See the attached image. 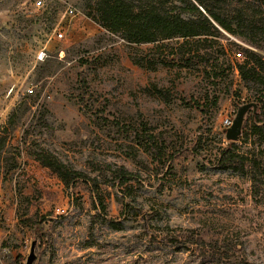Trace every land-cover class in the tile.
<instances>
[{
    "label": "rangeland",
    "instance_id": "obj_1",
    "mask_svg": "<svg viewBox=\"0 0 264 264\" xmlns=\"http://www.w3.org/2000/svg\"><path fill=\"white\" fill-rule=\"evenodd\" d=\"M33 1L0 0V132L24 112L0 159V264H25L32 242V264H264V178L253 186L217 162L229 142L225 114L259 108L254 97L264 96L236 66L251 52V65L264 68V47L223 33L206 73L172 55L176 41L109 35L82 0H42L40 12ZM69 7L78 16L65 15ZM235 144L251 157L264 149ZM39 152L72 178L62 182ZM120 169L132 176L127 185ZM218 242L237 249L220 256Z\"/></svg>",
    "mask_w": 264,
    "mask_h": 264
},
{
    "label": "trees",
    "instance_id": "obj_2",
    "mask_svg": "<svg viewBox=\"0 0 264 264\" xmlns=\"http://www.w3.org/2000/svg\"><path fill=\"white\" fill-rule=\"evenodd\" d=\"M264 0H82L83 14L105 30L109 35L115 36L129 45L160 44L176 41L172 55L183 60L185 64L195 60V63L205 68L206 73L210 69L207 52L214 44L219 43L223 33L236 36L256 48H263L264 41V12L262 6ZM251 11L249 17L247 12ZM260 16V20L254 18ZM248 59L237 64L239 78L250 88L264 85V68L261 64L256 67L251 65V52ZM257 62L256 60H254ZM138 67L146 68L143 62L132 60ZM259 105L256 112L250 118V124H243L241 138L244 144L258 142V146L264 145V96L257 94L254 97ZM215 105V104H213ZM24 112L18 116L21 119ZM10 118L0 132V159L5 154L8 145V136L15 130L18 122ZM254 141V142H253ZM152 145L151 155L159 161L161 154L157 152V146L153 136L148 137ZM235 142H228L227 146L220 150L218 164L225 170L248 174L252 185H257L260 178H264V149L258 151L256 156L235 151ZM35 159L44 167L54 172L64 183L72 178V172L55 158L46 152H39ZM80 174L74 173L73 177ZM117 177L121 186L132 181L131 174L123 169L118 171ZM99 205L103 210L102 201ZM137 214L125 205V210ZM112 227H115V224ZM116 229V228H115ZM200 244H204L202 241ZM219 255L227 256V253L235 252L236 245L231 243H214L211 245Z\"/></svg>",
    "mask_w": 264,
    "mask_h": 264
},
{
    "label": "water",
    "instance_id": "obj_3",
    "mask_svg": "<svg viewBox=\"0 0 264 264\" xmlns=\"http://www.w3.org/2000/svg\"><path fill=\"white\" fill-rule=\"evenodd\" d=\"M250 110L254 114L257 110V105L255 103H246L237 108L235 116L233 117V120H232V124L228 128L224 129L225 139L227 141L236 142L239 140L241 136L242 128H243L245 115ZM34 245H35V242H32L31 247H30V252L26 259L25 264H32L35 259Z\"/></svg>",
    "mask_w": 264,
    "mask_h": 264
},
{
    "label": "built area",
    "instance_id": "obj_4",
    "mask_svg": "<svg viewBox=\"0 0 264 264\" xmlns=\"http://www.w3.org/2000/svg\"><path fill=\"white\" fill-rule=\"evenodd\" d=\"M32 5H33L34 10L37 11V12H40V11H42L44 9V4H43L42 0H34ZM65 15H67L70 18H74V17L78 16V12H76L75 9L69 7L65 11ZM56 37H57V39H62L63 38V33L58 31L57 34H56ZM242 55H243L242 51H238L235 54V56L237 58H242ZM29 93H32V90H29ZM233 115H234V112H231L229 114H225V116L223 117L222 125H223L224 129L228 128L232 124ZM56 211L59 212V213H63L64 212L63 209L60 210L59 208Z\"/></svg>",
    "mask_w": 264,
    "mask_h": 264
}]
</instances>
